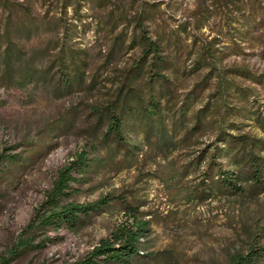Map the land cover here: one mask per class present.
I'll list each match as a JSON object with an SVG mask.
<instances>
[{
	"label": "rangeland",
	"instance_id": "374dc122",
	"mask_svg": "<svg viewBox=\"0 0 264 264\" xmlns=\"http://www.w3.org/2000/svg\"><path fill=\"white\" fill-rule=\"evenodd\" d=\"M138 13L147 16V35L163 40L161 54L171 64L164 73L177 100L206 71L190 69L195 47L213 37L223 51L219 64L264 77V0H0V44L8 39L19 49L7 70L0 67V264L79 260L128 217L126 203L149 220L135 264H229L249 244L264 247V193L186 202L174 198L180 184L167 185L163 172L168 161L180 165L185 152L167 160L141 143L135 125L140 145L131 152L100 140L106 119L98 109L139 55L131 43ZM69 53L82 76L66 83L57 59ZM252 85L264 101L260 85ZM82 149L87 166L72 172L61 203L112 200L73 227L25 230L59 168Z\"/></svg>",
	"mask_w": 264,
	"mask_h": 264
},
{
	"label": "trees",
	"instance_id": "16d2710c",
	"mask_svg": "<svg viewBox=\"0 0 264 264\" xmlns=\"http://www.w3.org/2000/svg\"><path fill=\"white\" fill-rule=\"evenodd\" d=\"M145 20L147 16L141 13L133 17L131 43L137 46L139 55L121 75L111 98L98 109L106 119L100 140L131 152L140 145L134 143L131 134L135 125L141 143L159 150L167 160L176 151L185 152L180 165L176 167L168 161L163 172L167 185L180 184L174 190V198L186 202L264 193V101H259L258 89L252 85H260L264 93V77L240 66L219 64L223 51L214 47L217 39L213 37L195 47L190 69L207 68L206 71L177 100L173 78L164 73L171 64L161 54L163 40L147 35ZM122 42L123 37L115 39V44ZM18 52L8 39L2 38L0 67L7 70ZM57 60L60 79L70 83L69 75L81 78L75 54L59 56ZM68 66L70 72L64 70ZM209 80L211 89L201 101L199 96L209 87ZM204 135L209 136L207 141L200 140ZM85 166L87 151L82 149L59 168L52 188L35 207L25 230L61 224L73 227L83 222V217L108 205L112 200L109 195L91 203H61L68 182L73 179L72 172ZM131 206L126 203L128 217L107 237L101 238L83 258L69 264L138 262L143 256L141 249L149 232V220L137 216ZM258 260H264V247L249 244L246 251L231 254L229 264H254Z\"/></svg>",
	"mask_w": 264,
	"mask_h": 264
}]
</instances>
